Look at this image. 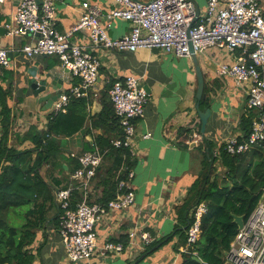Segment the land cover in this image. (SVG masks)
Segmentation results:
<instances>
[{
    "label": "crops",
    "instance_id": "0c3cea01",
    "mask_svg": "<svg viewBox=\"0 0 264 264\" xmlns=\"http://www.w3.org/2000/svg\"><path fill=\"white\" fill-rule=\"evenodd\" d=\"M83 1H55V20L60 32H68L80 18ZM88 1L99 7L100 21L107 26L109 36L118 38L130 31L131 23L128 20L108 17L114 5L113 0ZM194 2L198 11L205 9V0ZM18 3L19 0H4L0 3V26L3 28L0 46L8 49L10 57L8 66H0V86L10 92L7 98L11 116L8 145L23 149L32 146L30 140H21L30 126L38 129L47 126L55 100L41 97L45 94H58L59 97L79 78L63 67L56 55L29 57L22 51L23 45L33 42L35 36L8 32L6 24L11 22ZM261 6L264 11V0H261ZM69 39L87 46L90 44L86 29L74 32ZM239 51L211 46L204 52L195 53L204 77L203 92L208 97L200 101L199 109L210 108L206 129L202 134L195 100L197 75L192 55L179 56L150 47H140L134 51L100 46L93 49L100 60L99 78L95 87L85 96L88 100L86 119L80 129L63 137L62 146L38 170L51 190L52 203L49 205V201H45V220L35 230L29 245L33 254L32 264L181 263V252L187 246V229L181 222L180 206L202 167L201 152L197 145L191 144L207 138L218 146L229 137L243 135L240 119L246 107V85H238L231 76L217 73L220 64L234 63ZM129 74L139 79L149 95L144 116L136 120L135 134L129 147L136 160L132 167L134 174L129 181L135 194L134 202L125 208L107 210L95 224L96 252L90 258L73 261L66 254L59 232L61 209L56 192L72 187L71 195L74 190L81 194L82 188L79 187V180L72 177L74 169L68 159L72 156L71 152L81 153L98 148L95 136L103 128L93 125L94 116L109 100L108 89L112 82ZM33 79L46 81L45 89L38 94L31 87ZM187 128L191 130L185 131ZM1 134L0 123V137ZM106 164L108 161L104 160L92 179L87 194L90 201L101 202V180ZM183 229L184 233L181 231ZM141 230L151 234L149 243H144L139 236ZM130 231L136 232L132 245ZM162 238L165 239L144 253L151 242ZM106 241L121 242L123 250L101 253L100 248Z\"/></svg>",
    "mask_w": 264,
    "mask_h": 264
},
{
    "label": "built area",
    "instance_id": "2783aa9c",
    "mask_svg": "<svg viewBox=\"0 0 264 264\" xmlns=\"http://www.w3.org/2000/svg\"><path fill=\"white\" fill-rule=\"evenodd\" d=\"M55 1L19 0L11 22L6 24L11 34L35 36L33 42L22 47L27 56L56 55L61 65L79 78L53 102L51 112L66 111L71 97L86 96L95 87L100 67V60L93 52L95 47L130 51L150 47L179 56H190V43L195 53L211 46L229 51L240 49L236 61L220 64L217 73L231 76L238 85H246V108L263 111L253 118L247 137H229L223 145L228 152L238 153L264 141V11L261 0H205V9L201 12L193 0H113L108 17L123 18L131 23L130 31L118 38L109 36L107 26L100 21L99 7L88 0L81 3L83 12L70 30L60 32L55 20ZM82 29L88 31V46L69 39L71 34ZM9 64L8 49L0 46V66ZM108 93L122 127V136L113 138L111 143L129 148L136 120L144 116L148 92L136 76L129 74L113 81ZM71 155L79 161L72 177L79 180L81 198L72 205V187L59 189L56 195L61 209L59 232L68 258L76 261L90 258L96 252L95 224L101 216L107 210L125 208L134 202L135 194L129 182L134 172L129 170L127 178L119 180L114 198L103 203L90 201L88 189L103 154L95 148L71 152ZM206 211L204 201L191 210L185 251L198 239ZM135 236V231L129 232L131 245ZM139 236L146 244L152 240L147 230H141ZM123 247L119 241H106L100 252H120ZM221 264H264V189L231 240Z\"/></svg>",
    "mask_w": 264,
    "mask_h": 264
},
{
    "label": "trees",
    "instance_id": "16d2710c",
    "mask_svg": "<svg viewBox=\"0 0 264 264\" xmlns=\"http://www.w3.org/2000/svg\"><path fill=\"white\" fill-rule=\"evenodd\" d=\"M8 97L9 90L0 86V264H32L33 254L29 245L35 230L45 220V201L48 200L49 205L52 203L51 190L40 175L39 167L62 146L64 136L81 128L87 116L88 100L85 96L71 97L66 111L49 114L46 128L30 126L21 140H30L32 146L19 149L8 145L11 122ZM244 110L240 119L243 135L239 139L247 137L253 118L263 111L246 107ZM197 123H200L199 119ZM93 125L103 128L95 136V143L103 154L102 162L108 161L103 170V193L100 199L101 202H107L116 196L119 180L127 178L136 160L128 147H116L111 143L113 138L122 136V127L110 98L94 116ZM188 130L191 128L185 129ZM191 145L198 146L202 167L180 206L184 229L188 227L191 210L196 204L204 201L207 211L202 217L198 239L181 252L180 264H221L238 231L233 214L243 215L246 219L263 192L264 141L253 145L246 152L238 153H230L223 143L216 146L207 138ZM68 160L73 169L79 166L76 157L70 156ZM100 169L101 164L96 171ZM80 198L79 191L74 190L71 195L72 205ZM184 229L181 230L183 233ZM164 239L151 242L144 253ZM194 256L200 257L202 262Z\"/></svg>",
    "mask_w": 264,
    "mask_h": 264
},
{
    "label": "water",
    "instance_id": "95a60500",
    "mask_svg": "<svg viewBox=\"0 0 264 264\" xmlns=\"http://www.w3.org/2000/svg\"><path fill=\"white\" fill-rule=\"evenodd\" d=\"M194 1V0H193ZM2 26H0V32H2ZM190 55L193 56V62H194V66H195V71H196V75H197V92H196V107H197V111L199 113L200 119H201V126H200V131L202 134H204L205 129H206V123H207V119L210 115V108H206L205 110H200L199 109V103L202 99H208V97L206 96V94L203 92L204 86H205V82H204V77H203V73L201 70V67L198 63L196 54L194 52V49L192 47V44L190 43ZM31 87L34 89V93L38 94V92L42 91L45 89L46 87V81L45 80H37V79H33L31 81ZM58 97V94L52 95V94H45L44 96L41 97L44 99H48L50 98L51 100H56V98ZM264 109V107H263ZM233 220L237 223V227L238 229L242 227L243 223H244V216L243 215H236L233 214ZM194 258L196 260H198L199 262H202L201 258L198 256H194Z\"/></svg>",
    "mask_w": 264,
    "mask_h": 264
}]
</instances>
